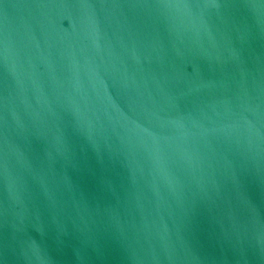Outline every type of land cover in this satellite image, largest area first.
Returning <instances> with one entry per match:
<instances>
[{
	"label": "water",
	"instance_id": "obj_1",
	"mask_svg": "<svg viewBox=\"0 0 264 264\" xmlns=\"http://www.w3.org/2000/svg\"><path fill=\"white\" fill-rule=\"evenodd\" d=\"M0 264H264V0H0Z\"/></svg>",
	"mask_w": 264,
	"mask_h": 264
}]
</instances>
